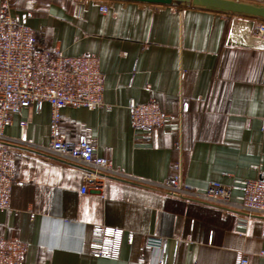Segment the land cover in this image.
I'll return each mask as SVG.
<instances>
[{"label":"crops","instance_id":"crops-1","mask_svg":"<svg viewBox=\"0 0 264 264\" xmlns=\"http://www.w3.org/2000/svg\"><path fill=\"white\" fill-rule=\"evenodd\" d=\"M5 3L40 47L99 59L111 110L62 108L66 141L87 138L98 156L138 181L162 183L178 162L183 183L198 191L264 173V37L252 33L256 19L119 0H0V8ZM129 101H152L172 118L145 141L132 131ZM4 134L15 174L0 235L26 245L23 264H152L148 236L166 240L167 264H264V217L242 227V214L122 179L82 193V167L43 150L49 105L22 109ZM93 226L123 231L117 259L91 256Z\"/></svg>","mask_w":264,"mask_h":264},{"label":"built area","instance_id":"built-area-1","mask_svg":"<svg viewBox=\"0 0 264 264\" xmlns=\"http://www.w3.org/2000/svg\"><path fill=\"white\" fill-rule=\"evenodd\" d=\"M99 10L106 13L108 7L101 5ZM9 11L7 3L0 8V211L10 208L15 174V157L9 147L12 141L5 136L4 130L22 109L32 108L39 113L47 104L50 107V141L43 150L82 167V193L90 190L102 192L108 179H122L169 198L242 214L244 216L238 218L242 227H247L253 218L264 217V173L255 179L234 180L231 185L210 182L204 191H198L183 183L178 162L173 163L162 183L138 181L115 169L109 159L98 156L95 146L87 138L66 141L59 128L62 108L111 110L103 101L99 59L90 54L66 56L59 49L40 47L34 32ZM252 33L255 37H264V20L256 19ZM127 109L132 131L145 141L150 140L154 129L162 128L172 118L152 101L145 104L129 101ZM186 109L187 106L183 105L181 113ZM26 128L27 123L22 122L21 132ZM123 235L119 229L93 226L91 256L117 259ZM126 238L131 244L132 234L127 233ZM144 244L156 252L152 264H167L164 238L148 236ZM25 252L24 243L0 235V264H23ZM260 256H264L263 251ZM239 264H247V260L242 259Z\"/></svg>","mask_w":264,"mask_h":264},{"label":"water","instance_id":"water-1","mask_svg":"<svg viewBox=\"0 0 264 264\" xmlns=\"http://www.w3.org/2000/svg\"><path fill=\"white\" fill-rule=\"evenodd\" d=\"M148 4L168 5L180 8H197L222 14L244 16L264 20V5L236 0H119Z\"/></svg>","mask_w":264,"mask_h":264},{"label":"rangeland","instance_id":"rangeland-1","mask_svg":"<svg viewBox=\"0 0 264 264\" xmlns=\"http://www.w3.org/2000/svg\"><path fill=\"white\" fill-rule=\"evenodd\" d=\"M8 5V4H7ZM9 9H10V6L8 5Z\"/></svg>","mask_w":264,"mask_h":264}]
</instances>
